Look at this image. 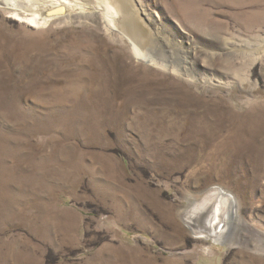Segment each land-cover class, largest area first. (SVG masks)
Listing matches in <instances>:
<instances>
[{
  "label": "rangeland",
  "instance_id": "374dc122",
  "mask_svg": "<svg viewBox=\"0 0 264 264\" xmlns=\"http://www.w3.org/2000/svg\"><path fill=\"white\" fill-rule=\"evenodd\" d=\"M67 1L0 0V264H264V0H127L170 67ZM213 188L232 244L185 225Z\"/></svg>",
  "mask_w": 264,
  "mask_h": 264
},
{
  "label": "bare ground",
  "instance_id": "6f19581e",
  "mask_svg": "<svg viewBox=\"0 0 264 264\" xmlns=\"http://www.w3.org/2000/svg\"><path fill=\"white\" fill-rule=\"evenodd\" d=\"M8 1L6 0V4L12 6V8H22L19 10L20 12H32L28 21L35 26L46 25L51 21V18H47V15L62 12L61 8L71 5L67 0H50L48 1L49 4L47 3L46 5L42 4V0H27L28 3H21V5L17 1L14 4H10ZM40 5L44 6L43 10L40 9ZM99 8L105 27L117 36L127 39L139 61L162 67H170L166 63L174 65L173 61L169 62L164 57L154 56L146 50L147 46L156 50L157 47L154 40L156 35L151 36L147 28V22H145L146 19L140 14L133 1L100 0ZM168 40L166 36H163L159 41V46L163 47L164 50L160 51L158 48L157 50L162 52V54L174 53V48L171 46V49L169 46L173 45V43ZM206 55L209 56L208 53ZM201 56L203 55L201 54ZM185 225L194 234L195 238L224 245L232 237L229 233L230 229L242 227L246 223L239 217L237 218V207L234 197L221 188H213L201 201L195 203L186 212ZM229 243L232 244L231 242Z\"/></svg>",
  "mask_w": 264,
  "mask_h": 264
}]
</instances>
